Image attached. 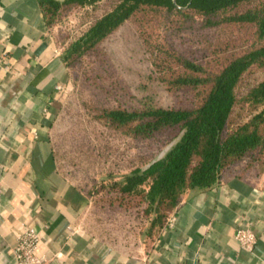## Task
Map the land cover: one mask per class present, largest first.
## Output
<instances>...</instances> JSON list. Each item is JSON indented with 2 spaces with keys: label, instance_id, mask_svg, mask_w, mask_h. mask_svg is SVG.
<instances>
[{
  "label": "trees",
  "instance_id": "trees-1",
  "mask_svg": "<svg viewBox=\"0 0 264 264\" xmlns=\"http://www.w3.org/2000/svg\"><path fill=\"white\" fill-rule=\"evenodd\" d=\"M102 1L109 2L108 9L88 19L75 38L62 46L56 35L54 38L61 60L74 78L84 57L101 52L105 58L102 70L83 72L121 102L97 109L99 121L132 138L163 135L173 142L160 158L144 167L102 183L97 191L83 192L89 201L95 193H102L97 201L140 209L145 219L144 238L152 241L147 250L187 191L209 189L264 171V77L251 84L245 81L253 73H264V0L37 3L46 26L53 29L71 12H91ZM129 21L136 24L159 82L167 91L180 93L182 105L139 107L122 100L126 92L114 78L102 44ZM219 33L224 35L216 42L209 39ZM177 35L197 40V52L183 50L172 38Z\"/></svg>",
  "mask_w": 264,
  "mask_h": 264
},
{
  "label": "crops",
  "instance_id": "crops-1",
  "mask_svg": "<svg viewBox=\"0 0 264 264\" xmlns=\"http://www.w3.org/2000/svg\"><path fill=\"white\" fill-rule=\"evenodd\" d=\"M68 86L37 0H0V264H15L27 229L46 264H264V171L187 191L147 250L128 253L88 231L90 201L58 169L50 140ZM246 224L257 237L251 251L233 238Z\"/></svg>",
  "mask_w": 264,
  "mask_h": 264
},
{
  "label": "rangeland",
  "instance_id": "rangeland-1",
  "mask_svg": "<svg viewBox=\"0 0 264 264\" xmlns=\"http://www.w3.org/2000/svg\"><path fill=\"white\" fill-rule=\"evenodd\" d=\"M108 7L109 2L102 1L91 12H71L52 29L57 43L62 46L71 41L84 29L88 19L98 16ZM223 35L213 34L209 39L216 42ZM172 38L187 53L195 54L198 50L196 46L200 45L191 36L182 38L177 35ZM102 48L114 78L126 92L122 100L139 107H173L184 103L180 93L167 91L159 82L158 74L150 63V54L138 36L133 21L117 29L102 44ZM104 59L101 52H93L84 57L78 66L77 78L69 76L70 86L60 99L50 129L58 169L84 193L94 188L97 191L102 183L121 178L133 168L144 167L160 158L173 143L167 142L163 135L132 138L105 126L96 118L99 113L97 109L119 106L121 103L110 92L92 83V75L89 74V78L83 76L86 70H95L96 73L102 70ZM263 77L264 73L256 72L245 81L251 84ZM102 197V193H95L91 198L90 207L84 216L86 229L99 240L115 248H123L128 253L135 252L137 248H147L151 240L144 238L145 219L141 210H126L97 201Z\"/></svg>",
  "mask_w": 264,
  "mask_h": 264
},
{
  "label": "built area",
  "instance_id": "built-area-1",
  "mask_svg": "<svg viewBox=\"0 0 264 264\" xmlns=\"http://www.w3.org/2000/svg\"><path fill=\"white\" fill-rule=\"evenodd\" d=\"M3 68H6V66H3ZM175 219V215L171 214L167 219L166 227H172ZM233 238L239 247L245 251H251L257 240L250 224L237 226ZM38 244V236L34 230H25L18 238L13 250L15 264H46L44 258L37 253Z\"/></svg>",
  "mask_w": 264,
  "mask_h": 264
}]
</instances>
